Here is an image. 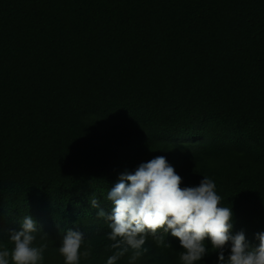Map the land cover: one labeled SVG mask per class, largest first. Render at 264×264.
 I'll use <instances>...</instances> for the list:
<instances>
[{"label": "trees", "instance_id": "16d2710c", "mask_svg": "<svg viewBox=\"0 0 264 264\" xmlns=\"http://www.w3.org/2000/svg\"><path fill=\"white\" fill-rule=\"evenodd\" d=\"M156 156L182 187L213 179L232 234L258 246L264 0H0V245L29 214L43 264H64L68 228L91 244L80 264H106L105 195ZM174 239L149 236L136 264H180ZM208 246L200 264H218Z\"/></svg>", "mask_w": 264, "mask_h": 264}, {"label": "clouds", "instance_id": "9594fccd", "mask_svg": "<svg viewBox=\"0 0 264 264\" xmlns=\"http://www.w3.org/2000/svg\"><path fill=\"white\" fill-rule=\"evenodd\" d=\"M191 145L200 148L197 143ZM182 182L165 156L120 174L105 195L114 205L111 214L106 216L103 209L98 213L110 229L107 238L111 243L106 250L112 254L106 264H118L129 253L128 264H136L149 252L145 246L149 236L157 246L174 237L179 247L174 256L180 264H200L210 251L208 242L211 251L218 253V264H264V232L256 233L258 246L247 242L243 230L232 234V208L222 206L214 180L203 176L194 187H182ZM90 203L100 208L95 195ZM41 230L31 215H24L20 230L10 233L8 241L13 247L0 245V264H43L48 245L35 243ZM60 231L58 253L64 264H80L82 257L87 260L91 256L90 243L81 251L85 237L80 231Z\"/></svg>", "mask_w": 264, "mask_h": 264}]
</instances>
